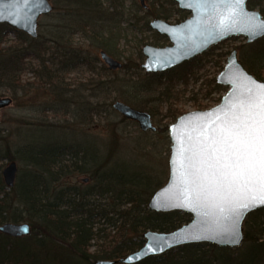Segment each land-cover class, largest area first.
I'll list each match as a JSON object with an SVG mask.
<instances>
[{"label":"trees","instance_id":"obj_1","mask_svg":"<svg viewBox=\"0 0 264 264\" xmlns=\"http://www.w3.org/2000/svg\"><path fill=\"white\" fill-rule=\"evenodd\" d=\"M65 1L68 6L65 16L72 20L66 28H70L61 33L54 32L53 37L43 41L41 35L31 38L7 24H0V88L21 87L20 77L27 70L52 81L64 72L84 66L91 69L89 64L95 58L88 54L90 52L74 47L71 41H65V38H71L68 37L69 30H75L71 35L76 32L86 38H100L97 47L111 51L109 42L101 35L102 31H107L105 25L97 35L89 25L91 20H80V17L95 14L98 15L97 24H103L102 20L111 22L110 9L117 8L122 0H105L109 7L101 0ZM248 6H264V0H249ZM74 8L77 14H74ZM261 12L264 15V8ZM10 35L15 36V44L1 48ZM214 49L212 47L170 71L147 75L146 82L134 84V91L149 94L163 89L159 100L168 102L172 99L167 96L170 90L182 82L187 83L188 78L195 75L193 64ZM238 49L245 69L264 82V38ZM29 59L39 62L38 70L27 66ZM127 67L123 65L124 69ZM103 70L107 71V68ZM224 91L225 88L219 85L213 90L214 93ZM125 92L130 93L129 90ZM135 99L129 97L127 101L146 111V102L136 103ZM91 114L98 113L95 110ZM76 126L73 144L55 143L32 155L30 151V170L22 174L11 189L5 185L2 171L5 161L14 162L16 156L4 136L5 130H0V227L23 222L32 231L16 238L0 231V264H95L99 260H117L141 248L148 230L168 233L191 221V215L181 211H151L149 202L159 182H150L148 177L123 169L117 163L106 166L108 168L103 171L105 164L99 165L96 147L76 131ZM94 166H98L97 169ZM71 174L74 178L91 174L95 183L84 185L77 181L73 186L67 185L66 180ZM243 232L244 240L239 248L192 244L137 264H264V208L247 216Z\"/></svg>","mask_w":264,"mask_h":264},{"label":"rangeland","instance_id":"obj_2","mask_svg":"<svg viewBox=\"0 0 264 264\" xmlns=\"http://www.w3.org/2000/svg\"><path fill=\"white\" fill-rule=\"evenodd\" d=\"M101 1L105 7H109L107 0ZM49 2L53 11L39 19L41 41L53 37L54 32L61 33L72 22L70 17L65 16L68 14L65 0ZM146 5L147 8H143L139 0H122L117 8L110 9L112 15H109V19L112 21L102 20L103 24L100 25L96 22L98 15L80 17V20H91L89 25L95 30V34L101 33L102 25L107 29L101 35L103 40L109 42L111 51L97 47L101 42L100 38H86L84 34L76 32L71 35L75 30H69L71 34L68 37L71 38H65L74 47L90 52L88 54L95 58L89 64L91 69L84 66L75 71L64 72L52 81L27 70L20 77L21 87L0 88V98L12 99L9 106L0 110V130H5L4 136H7L16 156V182L22 174L30 170V154L38 153V150L55 143L73 144L74 125H78L76 131L82 133L81 136H86L85 140H90L94 148L96 147L101 162L99 165L105 164L102 165L103 171L108 168L106 166L117 163L123 169H130L148 177L150 182H159L157 190L168 182L172 145L169 126L183 114L207 110L220 104L228 87H224L225 91L222 93H214V87L218 85L216 79L224 70L232 51L238 52L241 61L238 48L247 43L245 38L234 37L213 46L215 49L211 54L204 55L193 64L195 75L190 76L187 83L182 82L170 90L167 96L172 99H168V102L159 100L160 90L163 89L149 94L134 91V84L146 82V76L149 75L141 68L146 59L143 48L146 45H172L166 36L154 31L150 23L161 19L170 24H178L192 16L190 12L181 10L172 0H146ZM262 8L264 6L250 9L261 12ZM76 11L74 8V14H77ZM16 41L15 36L10 35L8 42L2 44L1 48L14 45ZM101 51L128 67L118 71L109 70L101 59ZM26 61L29 68L32 66L38 70L37 60ZM104 67L107 71L103 70ZM127 90L130 93L125 92ZM129 97H135L136 103L146 102L145 112L152 115L156 131L143 132L137 122L126 119L113 109V104L117 101L135 108V103L127 101ZM95 110L98 114L94 116L91 112ZM10 163L9 160L5 161L3 170ZM98 166L94 168L97 169ZM77 181L84 185L95 183L91 180V174L76 178L71 174L66 183L73 186Z\"/></svg>","mask_w":264,"mask_h":264},{"label":"water","instance_id":"obj_3","mask_svg":"<svg viewBox=\"0 0 264 264\" xmlns=\"http://www.w3.org/2000/svg\"><path fill=\"white\" fill-rule=\"evenodd\" d=\"M172 1L192 16L178 24H170L161 19L150 23V27L158 34L166 36L172 45H146L143 48L146 59L141 68L147 74L170 71L230 38H245L247 44L264 38V16L249 8V0H239L238 4L235 0ZM140 3L143 8H147L146 0H140ZM52 11L53 6L49 0H0V24H7L31 38H37L40 17ZM100 55L109 70L118 71L123 68L120 61L105 51ZM216 83L228 87L219 105L183 114L169 126L172 143L169 179L149 202V209L153 212L181 211L190 214L191 221L168 233L148 230L144 234L145 244L138 250L117 260H99L95 264H137L146 258L160 256L175 248L192 244L207 243L226 248H239L242 245L243 224L247 216L264 208V204L248 210L234 225L227 210L228 205L223 203L219 189L212 183L214 170L207 169V180L198 179L193 175L195 170L189 166L187 157L191 155L194 144L205 141V138L209 141L213 137L219 138L226 122L241 113V103L246 111L249 96L257 93L264 82L244 68L238 52L234 50ZM249 89L252 91L249 92ZM11 103L10 98H0V110ZM113 109L126 119L137 122L143 132L157 129L152 115L148 112L120 101L113 104ZM181 163L183 166H180ZM17 171L16 162H11L2 172L5 185L9 189L15 186ZM200 175L202 177L203 173ZM221 207L225 209L224 212L220 211ZM25 228L27 231L23 230ZM234 230L238 232V240L235 241L232 236ZM0 231L16 238L29 234L31 228L28 224L6 223L0 227Z\"/></svg>","mask_w":264,"mask_h":264},{"label":"snow or ice","instance_id":"obj_4","mask_svg":"<svg viewBox=\"0 0 264 264\" xmlns=\"http://www.w3.org/2000/svg\"><path fill=\"white\" fill-rule=\"evenodd\" d=\"M235 2L238 4L239 0ZM241 109L239 115L226 122L219 138L213 137L210 141L205 138L194 144L187 157L198 179L207 180V169L214 170L212 183L219 189L223 203L228 205L234 225L248 210L264 204V85L249 96L247 110H243V103ZM200 187L203 189V184ZM220 211L225 209L221 207ZM232 236L234 241L238 240L237 231Z\"/></svg>","mask_w":264,"mask_h":264},{"label":"flooded vegetation","instance_id":"obj_5","mask_svg":"<svg viewBox=\"0 0 264 264\" xmlns=\"http://www.w3.org/2000/svg\"><path fill=\"white\" fill-rule=\"evenodd\" d=\"M139 1H140V0H139ZM173 2H174V1H173ZM141 5H142V4H141ZM142 7H143V6H142ZM101 52H102V51H101ZM101 52H100V53H101Z\"/></svg>","mask_w":264,"mask_h":264}]
</instances>
